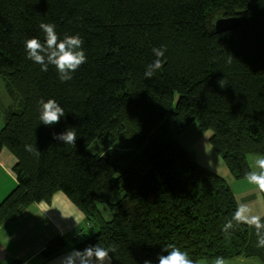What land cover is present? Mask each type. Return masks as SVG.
Segmentation results:
<instances>
[{
  "label": "trees",
  "instance_id": "obj_1",
  "mask_svg": "<svg viewBox=\"0 0 264 264\" xmlns=\"http://www.w3.org/2000/svg\"><path fill=\"white\" fill-rule=\"evenodd\" d=\"M234 15L239 27L216 31L219 17ZM41 23L54 24L60 39L82 38L87 62L72 79L27 58L26 40L45 41ZM162 46L163 67L146 78L152 49ZM0 76L12 100L0 153L16 158L17 179L0 203V225L58 192L98 225L71 246L53 238L46 259L99 244L111 264H159L175 244L195 264L237 256L264 263L257 230L232 219L239 204L227 179L174 137L194 122L211 130L237 179L253 172L250 154L264 156V0H0ZM42 99H55L65 117L41 123ZM66 129L75 146L53 139Z\"/></svg>",
  "mask_w": 264,
  "mask_h": 264
},
{
  "label": "clouds",
  "instance_id": "obj_2",
  "mask_svg": "<svg viewBox=\"0 0 264 264\" xmlns=\"http://www.w3.org/2000/svg\"><path fill=\"white\" fill-rule=\"evenodd\" d=\"M39 27L45 33V41L41 42L35 37L26 40L25 49L27 58L39 64L41 71L44 72L48 71L49 65L54 66L62 82L72 79V74L87 62V57L82 47V38L77 34L71 36L66 35L63 39H60L55 31L56 26L52 23H41ZM152 51L156 59L147 65L144 73L146 78H152L158 70L162 69L163 62L161 58L165 55L166 47H154ZM232 58L230 55L228 58L229 63H231ZM40 104L41 111L39 118L44 125L56 124L62 117H65L64 109L55 99H48L47 101L42 99ZM53 139L60 140L66 145L75 146L77 136L74 130L66 129L63 133H53ZM26 150L33 152L37 156L40 154L37 149H33L31 146H26ZM256 165L260 169V172H249L246 178L250 184H254L261 191H264V158H258ZM232 219L239 224L253 226L257 230V246L264 247V235L260 234V230L264 229L261 216L251 214V209L246 204H241L237 206ZM231 226V222L229 221L224 226L223 231ZM168 249H171L168 255L159 256V264H195L189 257L188 252L181 250L175 244L166 245L164 250ZM111 251H114V249ZM109 252V249L99 244L89 246L83 252L73 250L69 255L62 258L61 264H76L77 260H79V264H90L93 256L103 262L105 259H111ZM0 264H3V262H0ZM143 264H151V261L145 260ZM215 264H225V261L222 257H217Z\"/></svg>",
  "mask_w": 264,
  "mask_h": 264
},
{
  "label": "crops",
  "instance_id": "obj_3",
  "mask_svg": "<svg viewBox=\"0 0 264 264\" xmlns=\"http://www.w3.org/2000/svg\"><path fill=\"white\" fill-rule=\"evenodd\" d=\"M196 133L198 140L201 134ZM181 143L185 146L188 142L182 141ZM192 143L196 142L188 144ZM198 144L204 146L207 151L213 150L209 135L206 140L199 141ZM187 149L191 153V150ZM215 161L216 164L211 167L225 177L232 188L231 181L235 180L234 175L218 155ZM15 162L14 155L8 149H3L0 153V203L17 184L16 175L13 172ZM73 206L74 204L65 194L58 192L50 203L34 202L26 207L18 217L4 221L0 225V262L3 264H61L62 259L59 260V258L66 257L74 249L68 248L52 259H46L42 251L53 238L65 235L72 213L81 218V213L75 211ZM76 264H79V260Z\"/></svg>",
  "mask_w": 264,
  "mask_h": 264
},
{
  "label": "rangeland",
  "instance_id": "obj_4",
  "mask_svg": "<svg viewBox=\"0 0 264 264\" xmlns=\"http://www.w3.org/2000/svg\"><path fill=\"white\" fill-rule=\"evenodd\" d=\"M222 17V16H221ZM220 18V17H219ZM178 98V97H177ZM12 100L4 86V82L0 76V131L4 127L8 113H6L7 109L11 105ZM168 121L172 122V116L169 115ZM192 127V128H191ZM199 132L201 136L197 140V133ZM211 130H204L200 127L199 123L194 122L189 127H187L182 132L178 133L174 131V137L180 142L186 141L191 143L195 141V144L186 143L185 146H188L191 150V154L195 158L196 162L200 165L211 169L214 171V168L211 167L213 164H216L215 157L219 156L220 160L226 165L223 157L219 154L216 148L212 145L211 151H207L204 146L198 144L199 141H204L208 138V135L211 136ZM94 146H98L95 144ZM258 158H264L263 155L250 154L248 156L249 162L251 164L252 170L259 173L260 169L256 165V160ZM227 166V165H226ZM232 188L234 193L236 194L238 204H246L251 209V214L259 215L261 218L264 216V194L256 185L250 184L247 178L237 179L231 181ZM61 193V192H60ZM75 211H79L81 213V218L77 215H71L69 219V223H67V228L65 230V235H63L71 246L75 241H81L86 237L93 235L98 230V225L96 223L89 224L84 213L74 204ZM100 208L107 219L112 217V214L109 210V207L105 203L100 204ZM74 211V212H75ZM76 213V212H75ZM81 239H78L77 238ZM68 249V248H67ZM110 257V256H109ZM62 258H59L61 260ZM216 260L208 261V260H200L198 264H215ZM225 264H264L257 257H245V256H237L230 259H224ZM61 263V262H60ZM90 264H111V259H105L103 262L97 260L95 257L91 258Z\"/></svg>",
  "mask_w": 264,
  "mask_h": 264
},
{
  "label": "water",
  "instance_id": "obj_5",
  "mask_svg": "<svg viewBox=\"0 0 264 264\" xmlns=\"http://www.w3.org/2000/svg\"><path fill=\"white\" fill-rule=\"evenodd\" d=\"M240 24L241 18L237 15L222 16L216 20L215 29L218 32H227L239 27Z\"/></svg>",
  "mask_w": 264,
  "mask_h": 264
}]
</instances>
